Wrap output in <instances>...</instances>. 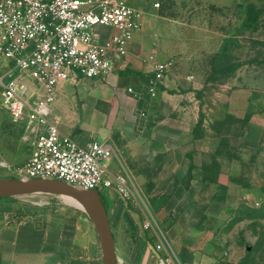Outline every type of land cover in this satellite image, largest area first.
<instances>
[{
    "label": "crops",
    "instance_id": "obj_1",
    "mask_svg": "<svg viewBox=\"0 0 264 264\" xmlns=\"http://www.w3.org/2000/svg\"><path fill=\"white\" fill-rule=\"evenodd\" d=\"M124 1L144 13L152 6L151 0ZM191 4L202 5L203 9L194 13ZM180 8H186L181 18L202 20L197 26L203 35L200 50L214 55L223 38H230L228 30L236 21V0H180ZM252 31L243 29L231 38ZM261 34L263 40L264 27ZM150 48L141 26L131 33L123 64L115 66V71L103 78L78 75L59 82L48 117L61 134L81 145L91 141L108 145V172L126 175L132 194L143 203L147 201L148 211L168 242L165 259L170 264H214L211 230L201 228L184 205L193 190L191 182L205 179L202 155L213 152L206 147L208 129L198 96L209 73L179 71L170 65L151 96L147 82L153 75V63L165 60H159V53ZM222 103L224 115L241 117L248 112L250 118L254 116L246 88L228 90ZM200 115L202 123L195 129ZM109 188L111 205L116 195L125 206L126 200L114 187ZM131 217L137 225L138 220ZM145 246L148 253L157 256L154 245ZM0 264H72V239L62 238L55 227L39 225L38 218L0 212Z\"/></svg>",
    "mask_w": 264,
    "mask_h": 264
},
{
    "label": "rangeland",
    "instance_id": "obj_2",
    "mask_svg": "<svg viewBox=\"0 0 264 264\" xmlns=\"http://www.w3.org/2000/svg\"><path fill=\"white\" fill-rule=\"evenodd\" d=\"M263 2L254 0L257 9L262 8ZM151 3V9L141 11L142 29L145 42H151L150 49L159 53L158 59L179 71L209 73L198 96L208 129L206 147L213 152L202 155L205 179L191 182L193 190L184 205L201 228L211 230L216 251L214 264H264V50L257 44L262 38L264 10L252 33L224 37L220 50L211 55L198 48L203 35L197 26L202 20L181 18L186 15V8L181 10L180 0ZM191 7L194 13L203 9L202 5ZM236 61L240 65L234 70L212 72L213 64L222 66ZM241 88L250 91L254 116L247 121L222 113L224 95L230 89ZM31 151L24 121H12L0 105V179L14 178L13 169L26 161ZM96 190L105 201L120 264H158L157 257L167 258L168 249L157 256L146 250L147 232L142 222L149 209L147 201L143 203L135 194L125 199L123 206L113 195L111 205V189ZM123 208L138 220V239L130 238ZM0 212L38 218L39 225L57 228L62 238L69 236L72 264H103L91 218L76 202L49 192L20 193L0 196ZM155 243L156 239L152 245ZM165 263L170 261L165 259Z\"/></svg>",
    "mask_w": 264,
    "mask_h": 264
},
{
    "label": "built area",
    "instance_id": "obj_3",
    "mask_svg": "<svg viewBox=\"0 0 264 264\" xmlns=\"http://www.w3.org/2000/svg\"><path fill=\"white\" fill-rule=\"evenodd\" d=\"M142 16L124 0H0V105L12 121H24L32 144L14 178L55 179L82 190L114 187L120 198L133 197L128 177L107 170V144L81 145L61 134L48 115L59 82L103 78L122 66ZM168 69L166 61L153 63L151 96ZM142 227L157 239L153 251L167 253L168 242L148 210Z\"/></svg>",
    "mask_w": 264,
    "mask_h": 264
},
{
    "label": "water",
    "instance_id": "obj_4",
    "mask_svg": "<svg viewBox=\"0 0 264 264\" xmlns=\"http://www.w3.org/2000/svg\"><path fill=\"white\" fill-rule=\"evenodd\" d=\"M29 192H49L64 196L79 197L86 201L90 218L99 242L103 264H120L116 256L109 217L96 190H82L55 179H0V196ZM88 213V212H87Z\"/></svg>",
    "mask_w": 264,
    "mask_h": 264
},
{
    "label": "trees",
    "instance_id": "obj_5",
    "mask_svg": "<svg viewBox=\"0 0 264 264\" xmlns=\"http://www.w3.org/2000/svg\"><path fill=\"white\" fill-rule=\"evenodd\" d=\"M264 10V2L262 4V8L261 9H257L256 4L254 3V0H236V21L235 23L231 26V29L228 30V36L234 37L239 35V32L242 31L243 29H251V30H255L257 28V25L259 24V17L262 14V11ZM258 45H260L262 47V49L264 50V38L263 40L257 42ZM213 68H212V72H225L228 70H234L237 67H239L240 62L236 61V62H232L231 64H227V65H219V64H213ZM225 116L231 119H235V118H239L242 119L243 121H247L249 120L251 113L248 112H244V114L241 117L235 116L233 114H228L225 113ZM202 123V116L200 115V119L198 120V122L195 125V129L199 128L200 125ZM19 165V164H18ZM97 191V190H96ZM98 192V191H97ZM99 193V192H98ZM100 195V199L103 202L105 208V201L103 199V197ZM107 211V209H106ZM108 214V212H107ZM123 219L124 221H126V223L128 224V227L130 228V238L131 240H133L135 238V234L138 230V226L135 224V222L133 221L131 215L129 214L128 211H124L122 213ZM109 217V215H108ZM109 222H110V218H109ZM147 235L145 237V244L147 243H151L153 244L154 242V235L150 230H146ZM112 232V231H111Z\"/></svg>",
    "mask_w": 264,
    "mask_h": 264
},
{
    "label": "bare ground",
    "instance_id": "obj_6",
    "mask_svg": "<svg viewBox=\"0 0 264 264\" xmlns=\"http://www.w3.org/2000/svg\"><path fill=\"white\" fill-rule=\"evenodd\" d=\"M66 199L70 200V201H74L77 203V206H79L80 208L84 209L86 212H88V214H90V210H89V206L86 203V201H84L83 199L79 198V197H71V196H64Z\"/></svg>",
    "mask_w": 264,
    "mask_h": 264
}]
</instances>
